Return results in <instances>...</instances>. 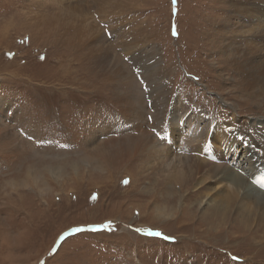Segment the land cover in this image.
Masks as SVG:
<instances>
[{"label":"rangeland","instance_id":"374dc122","mask_svg":"<svg viewBox=\"0 0 264 264\" xmlns=\"http://www.w3.org/2000/svg\"><path fill=\"white\" fill-rule=\"evenodd\" d=\"M90 1L0 0V264H263L233 224L207 231L193 219L202 187L190 210L166 193L178 173L156 154L164 97L143 65L160 58L174 97L218 126L240 118L256 141L236 161L261 160L260 101L242 100L234 114L230 70L213 67L230 57L212 34L227 0ZM74 31L81 45L68 44ZM115 91L136 105L130 117ZM113 142L129 152L124 161Z\"/></svg>","mask_w":264,"mask_h":264},{"label":"bare ground","instance_id":"6f19581e","mask_svg":"<svg viewBox=\"0 0 264 264\" xmlns=\"http://www.w3.org/2000/svg\"><path fill=\"white\" fill-rule=\"evenodd\" d=\"M103 1H106L105 3L109 6L110 1L114 3L117 0ZM227 3L229 6L220 7L224 17L215 23L218 30L213 31L212 34L218 40L220 38L223 40L224 43L219 46L220 49L227 52L230 48V59L222 61L223 67L220 65L213 67L215 70L223 68L230 70V105H232L230 110L234 111V114H238L235 104L240 105L242 100L252 103H258L259 100V105L254 106L264 110V0H227ZM116 4L110 7L114 8ZM44 28L52 30L48 22L44 23ZM82 42L83 37L74 31V36L68 44L81 45ZM143 65L146 68L149 83L159 91L158 97H164V101L159 102L163 110L160 111L163 118L159 115L158 121V125L160 124L162 128L163 144L159 143L156 154L163 157V161L173 170L172 173H178L176 178L167 175L171 180L178 181V185L174 187L170 184L166 188V193L173 195L171 197L178 195V201L181 203L180 210L184 211L189 209L184 205H187V199H191L192 193L202 187L204 193L202 197L203 199L208 197V199L201 210H198V207L202 205L203 199L200 198V202L195 201L198 207H195L197 213H193V219L197 218L198 223L206 225L207 231H210L215 224L220 223L221 231L233 224L230 226L232 230H240L244 233V237L239 236L240 239L243 238L249 241L252 247L264 251V162L262 161L264 150L261 160L256 157L257 160H255L248 152H244L243 159L236 161L237 154L242 150L241 147L250 144V141L251 143L256 141L249 131H243L245 126L240 125V118L233 117L231 120L240 126L231 128V124L228 123H225V126L227 128L230 126L229 129L218 126L213 123L212 118L202 113V110L192 106L194 103L184 99L177 100L174 97L169 76L166 78L165 74L162 78L165 67L160 58L154 61L146 58ZM115 94L117 95L115 102L130 117L136 110V105L128 101L126 94L119 91H115ZM179 103L181 104L177 105ZM168 119L171 121L169 122ZM116 144V142L108 144V150L117 161H124L129 152L126 153L122 150V145L120 147ZM262 148L264 149V146ZM34 183L37 184V181L35 180ZM213 184L219 187L212 188ZM189 204L190 209L194 208L191 203ZM231 204L233 206L230 207ZM234 207L241 209L240 218L236 215L230 219V222H225L228 211ZM252 214H255L253 218ZM172 215L169 214V218ZM204 235L209 236V233L206 232ZM251 235L255 237L252 238ZM258 256H260L259 252L253 258L254 261L264 264V258L259 259Z\"/></svg>","mask_w":264,"mask_h":264},{"label":"snow or ice","instance_id":"6c2138e0","mask_svg":"<svg viewBox=\"0 0 264 264\" xmlns=\"http://www.w3.org/2000/svg\"><path fill=\"white\" fill-rule=\"evenodd\" d=\"M173 2H175V0H173ZM175 34V33H174ZM139 70H137V72H138ZM125 183H127V181H125ZM77 231H81V230H77ZM137 231H139V230H137ZM150 235H155V236H159V235H161L159 232H154V233H150ZM166 239H168V237H165Z\"/></svg>","mask_w":264,"mask_h":264}]
</instances>
